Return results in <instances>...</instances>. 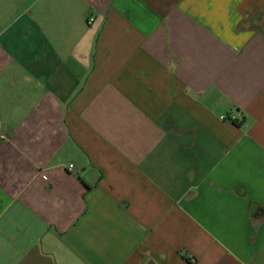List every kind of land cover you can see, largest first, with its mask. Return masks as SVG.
Here are the masks:
<instances>
[{"label":"crops","instance_id":"obj_1","mask_svg":"<svg viewBox=\"0 0 264 264\" xmlns=\"http://www.w3.org/2000/svg\"><path fill=\"white\" fill-rule=\"evenodd\" d=\"M0 264H264V0H0Z\"/></svg>","mask_w":264,"mask_h":264},{"label":"built area","instance_id":"obj_2","mask_svg":"<svg viewBox=\"0 0 264 264\" xmlns=\"http://www.w3.org/2000/svg\"><path fill=\"white\" fill-rule=\"evenodd\" d=\"M93 19H90V22H92ZM223 120H231V119H234L233 117H230V116H223L222 117ZM70 168H73V165L70 166Z\"/></svg>","mask_w":264,"mask_h":264}]
</instances>
